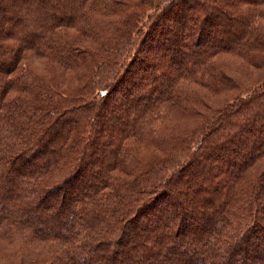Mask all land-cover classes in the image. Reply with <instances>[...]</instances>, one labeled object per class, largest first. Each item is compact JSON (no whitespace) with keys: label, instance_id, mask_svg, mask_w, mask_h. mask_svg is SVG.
Returning a JSON list of instances; mask_svg holds the SVG:
<instances>
[{"label":"trees","instance_id":"obj_1","mask_svg":"<svg viewBox=\"0 0 264 264\" xmlns=\"http://www.w3.org/2000/svg\"><path fill=\"white\" fill-rule=\"evenodd\" d=\"M131 1L0 0V264H264V0Z\"/></svg>","mask_w":264,"mask_h":264},{"label":"rangeland","instance_id":"obj_2","mask_svg":"<svg viewBox=\"0 0 264 264\" xmlns=\"http://www.w3.org/2000/svg\"><path fill=\"white\" fill-rule=\"evenodd\" d=\"M125 1H128V2H132L131 0H125ZM140 36L141 37V32H144V28H143V23H140ZM142 28V29H141ZM232 61V60H231ZM222 62V61H221ZM230 62V60H225L223 61L224 65H227L228 63ZM134 71L137 70V68H134L133 69ZM37 71L39 72V69H37ZM257 72H253V75H255ZM247 74V71L245 69H240L239 72H237L236 74H233L231 72L228 73L229 76H231L232 78H234L236 81H239V82H243L244 81V84H249L250 81H248L249 79H252L254 78V76L252 77L251 73L249 74V76L246 75ZM257 75L263 77L262 74L258 73ZM69 81V79H68ZM71 85L72 87H75L77 84L74 83L73 81H71ZM185 89H189L191 91H195L196 93H199L201 95V99L207 103L209 106L210 104H212L213 102L211 101H220L222 100L221 98H218V97H210L208 94H206L203 90H198L197 88L195 87H185ZM171 118L169 120L170 121V128L173 130L174 128V121L175 122H178V124L181 125V127L183 128H190L192 126L190 120H187V119H179V118H176V117H172L170 116ZM67 131H64L63 134H65ZM63 134H61L60 136H63ZM58 143H56L54 145V148L55 146H57ZM51 149V148H50ZM263 164H264V160H263ZM37 165V164H36ZM61 193V191H59ZM57 197V196H56ZM58 202V198H55L54 195L51 196V197H48L47 198V203L50 205V207H53L55 206V203ZM7 208V212H11V208L10 207H6ZM55 208V207H54ZM37 213L40 215V216H45L46 213L50 212V211H45V210H41V209H37ZM53 211V210H52ZM196 212V211H195ZM120 256V254H119ZM106 258H108V255L105 256ZM118 259V258H117ZM112 264H115V262H113Z\"/></svg>","mask_w":264,"mask_h":264}]
</instances>
